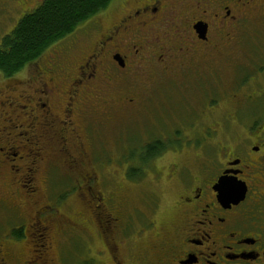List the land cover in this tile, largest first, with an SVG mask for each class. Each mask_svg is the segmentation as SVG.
Returning <instances> with one entry per match:
<instances>
[{
    "label": "flooded vegetation",
    "instance_id": "obj_1",
    "mask_svg": "<svg viewBox=\"0 0 264 264\" xmlns=\"http://www.w3.org/2000/svg\"><path fill=\"white\" fill-rule=\"evenodd\" d=\"M99 13L106 22L85 20L83 47L73 34L59 50L69 64L53 56L51 69L38 68L50 75L39 74L33 93L6 86L0 204L11 216L0 264H57L64 251L54 248L75 235L89 241L78 264H264V0H113ZM157 94L184 103H164L173 125L141 136L139 147L165 144L141 169L164 190L138 193L139 206L120 184L97 191L86 170L74 185L85 200L73 219L57 199H41L40 163L63 155L79 168L100 127L91 121L145 127Z\"/></svg>",
    "mask_w": 264,
    "mask_h": 264
},
{
    "label": "rangeland",
    "instance_id": "obj_2",
    "mask_svg": "<svg viewBox=\"0 0 264 264\" xmlns=\"http://www.w3.org/2000/svg\"><path fill=\"white\" fill-rule=\"evenodd\" d=\"M40 1L41 0H0V40L4 34L8 33L13 28L19 18L26 11L34 8ZM99 12L95 14L96 16L94 15L95 18H100L102 22H106L105 18L102 19V15L104 13L100 14ZM84 22L80 23L74 29V32H72L71 35L67 37V39L55 42L50 47H48L37 59L28 63L16 73L10 76H4L0 74V102H4V95L7 94L6 86L12 85L13 87H15L16 90L13 93L14 95L33 93L34 86L37 85L38 79H40L39 74L42 73L38 68L41 67L40 69L44 70L51 69V62L49 63V61H52L54 59L53 56H56L58 61H61V64H69L72 59L62 57L64 52V49L62 48L70 40V37H72L73 34H78V39L75 42V47H78L80 49L84 46L85 38L83 37V34L80 35L82 29H84V27H86L87 25ZM59 50H63V52L60 53ZM72 57H74V54H72ZM44 65L48 66L44 67ZM53 66L54 65H52V67ZM41 75H44V80H47V77L50 74L46 72L45 74ZM33 79H36L37 81ZM38 85L40 84L38 83ZM51 85L53 86L54 84L51 83ZM59 88L62 91L63 86H57L58 90H55L56 87L53 88V97L58 98L57 101L62 104L65 99V95L61 94ZM170 100L172 101L167 102L165 96L157 94L154 101L156 105L154 108L155 117L152 121H150L148 125L142 128L124 127L123 129L122 127H118L117 129L116 127V129H112L113 126H103L96 121H91L94 122V125H98L100 127L94 126L98 134L95 135L94 133H91L92 135H90L88 142V158H85L84 161H81L82 163H84L80 165L79 168L68 161L66 157H63V155H57L55 157L53 156L48 164H39L38 170L36 172V182H38L42 188L41 199H47V197L49 198V200L51 198L57 199V206L60 209L61 213H64L66 216L73 219V212H75L82 206L81 199L85 200L82 192H79V190L74 188V185L76 184L78 178L81 177L78 172L81 173L82 171L85 172L86 170L94 173V188H96L97 191L103 192L104 195H107L110 188H118V184H120L121 186L126 188L125 192L130 194V203H135L139 206L141 205V201L138 197V193H141L143 190L156 191L158 190V188L164 190L162 184L155 185L156 182L153 180L152 176L148 174L144 175L145 172L138 171L139 173H143V176L139 175L136 179H131L130 177L123 175V169L124 167L128 166H136L133 160H127L131 153L133 157L135 156V154H137L134 146L137 145L138 142H141V136H144L147 133L157 135L158 131H160L161 133L165 129L168 130L169 127L173 125V120H165L166 116L164 115L167 108L165 104L167 103V106L170 105L172 109H175V106L177 104L178 106H180V108H183L184 103L176 101L173 96H171ZM57 101H55V104H57ZM20 103L24 104L23 101H20ZM60 104H57L58 108H55L56 113H60L62 110ZM8 111L9 109L6 105H4L3 108L0 107V113ZM18 112L19 111H16L14 113ZM75 120L80 124L79 118H75ZM6 124L7 123H4V125ZM1 126H3L2 123L0 127ZM22 130L23 128H17V132H21ZM7 131L11 130L7 129ZM20 140L22 141L23 139L21 138ZM20 153L22 152L20 151ZM169 160V157H165L162 161L158 160L157 166H166ZM151 161L152 159H149L144 167L151 169ZM83 167H85V170H83ZM2 187L5 188V186ZM9 215L11 216V213L6 210L5 205L0 204V231H3L4 227L7 225L6 216ZM90 230L94 234H92L94 236V239H96L97 237L94 233V228L90 227ZM61 239L60 242L58 241L59 243L53 251L55 256L58 257L60 256L62 251H64L63 260H60L59 257L57 264H78V257L81 253H83V246H85L86 244V247H88L89 241H84L83 245L82 241H80V238L77 235L73 236L70 241H68V239ZM97 245L98 244L96 241H92L90 243V246L93 249L98 247ZM15 253L18 257L19 255H22V251L20 250V248H17Z\"/></svg>",
    "mask_w": 264,
    "mask_h": 264
},
{
    "label": "trees",
    "instance_id": "obj_3",
    "mask_svg": "<svg viewBox=\"0 0 264 264\" xmlns=\"http://www.w3.org/2000/svg\"><path fill=\"white\" fill-rule=\"evenodd\" d=\"M113 0H41L26 11L0 40V74L10 76L37 59L48 47L74 31L85 20L105 9ZM137 140V139H136ZM142 142V141H141ZM138 142L128 160L126 176L136 179L152 154L165 148L161 141L143 147ZM137 147L141 150H137ZM134 150V149H133ZM145 153V154H144ZM136 171V172H135Z\"/></svg>",
    "mask_w": 264,
    "mask_h": 264
},
{
    "label": "water",
    "instance_id": "obj_4",
    "mask_svg": "<svg viewBox=\"0 0 264 264\" xmlns=\"http://www.w3.org/2000/svg\"><path fill=\"white\" fill-rule=\"evenodd\" d=\"M243 192H244L243 190L240 191L239 194L236 196V199H234V200H239V199H241L242 196H243ZM221 194H222V195H225V194H227V193H225V192H221Z\"/></svg>",
    "mask_w": 264,
    "mask_h": 264
}]
</instances>
